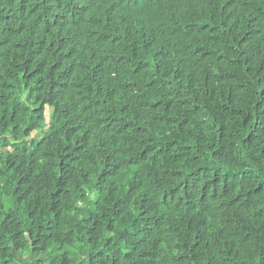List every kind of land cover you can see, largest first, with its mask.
I'll use <instances>...</instances> for the list:
<instances>
[{
	"label": "trees",
	"instance_id": "trees-1",
	"mask_svg": "<svg viewBox=\"0 0 264 264\" xmlns=\"http://www.w3.org/2000/svg\"><path fill=\"white\" fill-rule=\"evenodd\" d=\"M0 264H264V0H0Z\"/></svg>",
	"mask_w": 264,
	"mask_h": 264
},
{
	"label": "rangeland",
	"instance_id": "rangeland-1",
	"mask_svg": "<svg viewBox=\"0 0 264 264\" xmlns=\"http://www.w3.org/2000/svg\"><path fill=\"white\" fill-rule=\"evenodd\" d=\"M55 120H56V118L51 115V110L46 109V113H45L46 124L48 125L51 121H55ZM31 137H32V139H35V142H37L42 137V135L39 133H34ZM25 145H28L29 147H31L30 142L25 144Z\"/></svg>",
	"mask_w": 264,
	"mask_h": 264
}]
</instances>
